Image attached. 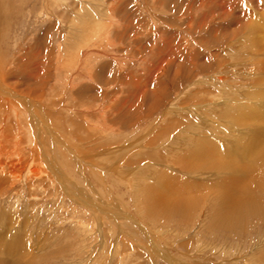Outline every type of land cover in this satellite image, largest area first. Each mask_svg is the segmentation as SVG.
I'll return each instance as SVG.
<instances>
[{"label": "rangeland", "instance_id": "obj_1", "mask_svg": "<svg viewBox=\"0 0 264 264\" xmlns=\"http://www.w3.org/2000/svg\"><path fill=\"white\" fill-rule=\"evenodd\" d=\"M263 15L264 0H0V240L24 232L33 264H264V188L257 214L218 226L223 178L185 159L248 129L232 104L263 76L247 25ZM177 177L191 216L151 205Z\"/></svg>", "mask_w": 264, "mask_h": 264}, {"label": "bare ground", "instance_id": "obj_2", "mask_svg": "<svg viewBox=\"0 0 264 264\" xmlns=\"http://www.w3.org/2000/svg\"><path fill=\"white\" fill-rule=\"evenodd\" d=\"M254 7V6H253ZM107 9V7H106ZM110 9V7H108V10ZM107 10V11H108ZM103 11V10H102ZM105 10L104 12V17H108V14H105L107 12ZM110 12V11H109ZM253 15L256 16V14L254 13ZM262 15V14H261ZM258 17V16H256ZM252 21L249 24H247L249 26V28H251L252 31H249V34H252V37H249L248 39H250V44L253 47L254 51L251 50V53H256L257 50H262V52L264 51V15L263 18H261L260 20H258V18H255L252 16ZM250 21V20H249ZM248 23V22H247ZM259 26H256V25ZM95 25V24H94ZM97 25V24H96ZM77 26V25H76ZM95 28V27H94ZM247 29V28H246ZM96 30V29H95ZM98 30V29H97ZM107 30V29H106ZM227 30V29H226ZM245 30V29H244ZM248 30V29H247ZM82 31V30H81ZM80 31H78L79 33ZM100 32V31H99ZM77 33V32H76ZM98 33V31H97ZM93 34V33H92ZM98 35H100L98 33ZM248 35V33H247ZM76 41H72L73 44L71 43H67L65 48L67 47V45L69 44V49L71 50V53H75L77 50V48H79V46H81V42H78L79 39V34H74ZM83 36V35H81ZM91 37V36H90ZM81 38V37H80ZM247 38V37H246ZM90 39V38H89ZM83 40V39H82ZM247 41V40H246ZM80 43V45H79ZM85 43V42H84ZM248 43V42H247ZM83 45V44H82ZM251 47V49H252ZM83 50H85L84 48H82ZM244 49V48H243ZM65 55H66V50H65ZM81 53V52H80ZM87 53V52H86ZM89 53V52H88ZM87 53V54H88ZM85 54V52H84ZM83 54V56H84ZM98 55V54H97ZM256 55V54H255ZM68 56V55H67ZM75 56V55H74ZM92 56V55H91ZM242 56V55H241ZM73 57V54H72ZM81 57V56H80ZM93 57V56H92ZM63 58V57H62ZM70 58V57H69ZM259 58V57H258ZM68 59V58H67ZM65 61H68V60ZM74 59V58H73ZM252 59V58H250ZM232 61V60H231ZM257 63V62H256ZM243 64V63H242ZM257 65V64H256ZM258 71L259 72H263L264 68V58L263 60L258 59ZM254 66V65H253ZM81 73V72H80ZM253 73V72H251ZM229 74V73H228ZM233 74V73H232ZM263 76L260 77V75H258L260 78V80L256 81L255 79V87L249 91H247L248 95H245V98L248 100V102L245 103H241L239 101H241L239 99V96L237 98V101H235L234 105L232 104V108L233 110L237 111L232 113L230 112V114H233L236 117V119H241L242 121L240 123H238L237 126H239L240 128L244 129V128H248L246 129L244 135H240L238 137V139H235L236 142H234V140L231 137L230 139L226 138L229 140V142L234 143V147L233 145L231 147H233V149H226L227 152L225 151V149H223L225 146L223 145V150L224 152H222L220 150V147L218 146L219 143L217 144V146H208L205 143H203L204 145H200L201 143L198 140V149L196 151H194L192 154L187 155L188 157L185 159H188L187 161V165H190L189 167H193V172L196 174L198 171H203V170H208V172H212L215 173L216 175H220V179L221 177L223 178L222 181H219L220 184L217 185V193L215 194V197L209 200H211V203L213 202V211L212 213L215 212V219H216V223L218 224V226H224V228L227 226L228 228H231L232 226L229 227V225H231L234 221H241L242 219H247L250 216H252L253 214H257V207H259V205H255V203L257 204L258 201H256L257 197H259L258 195H260L261 193L263 194V188L264 185L261 184L260 178H264V176L261 175V173H259L260 171H262V173H264V73H262ZM257 76V75H256ZM232 79V78H231ZM253 79V78H252ZM253 79V80H254ZM203 80V79H202ZM230 80V79H229ZM244 81V79H242ZM3 82V81H2ZM1 82L0 79V88H4L3 83ZM248 82V81H246ZM245 82V83H246ZM213 83V82H212ZM241 83V82H240ZM249 84V83H247ZM246 85V84H245ZM203 86V85H202ZM249 86V85H248ZM251 86V84H250ZM197 87V86H196ZM199 87V86H198ZM201 87V86H200ZM243 87V86H242ZM251 88V87H250ZM7 89V88H6ZM1 90V89H0ZM237 90V89H236ZM230 90L231 93H233L234 95H238L239 91L237 90ZM244 90V89H243ZM253 90V93L250 92ZM6 94L8 95L7 97V102L9 101V103L11 102L12 98L15 96L13 95L9 89L5 90ZM245 91V90H244ZM202 92V91H201ZM205 93V91H204ZM212 93V92H211ZM252 93V94H251ZM197 95V94H196ZM195 95V96H196ZM200 95V91L199 94ZM201 95H203L201 93ZM220 95V94H219ZM223 96V95H222ZM6 97V96H5ZM192 97V96H191ZM190 97V98H191ZM203 97V96H202ZM205 97V96H204ZM203 97V98H204ZM244 97V96H243ZM195 99L196 97H192L191 99ZM218 98V97H217ZM244 98V99H245ZM236 99V98H235ZM243 99V98H242ZM6 100V99H5ZM196 101V99H195ZM24 102V101H23ZM6 103V102H5ZM16 103V101H15ZM7 104V103H6ZM5 104V105H6ZM20 104V103H18ZM16 104V105H18ZM26 104V103H25ZM10 105V104H9ZM23 105V104H22ZM27 105V104H26ZM205 105V104H204ZM8 106V105H7ZM198 106V105H197ZM225 108L229 109V105L225 104L224 105ZM100 107V106H99ZM183 107V106H182ZM209 106H205L204 109H207ZM23 108V107H22ZM191 108V107H190ZM203 108V107H202ZM215 108L216 111V107ZM14 109V108H13ZM182 109V108H181ZM198 109V107L196 108V110ZM188 110V109H187ZM208 110V109H207ZM190 111V109L188 110ZM192 111V110H191ZM209 111V110H208ZM183 112V111H182ZM224 113V112H223ZM225 114V113H224ZM231 114V115H232ZM228 116V114H226ZM219 117H221L220 115H218ZM227 118V117H226ZM220 119V118H218ZM235 119V118H234ZM37 121V120H36ZM209 121V120H208ZM224 121V120H223ZM229 121V120H228ZM236 121V120H235ZM209 123V122H207ZM221 123V121H220ZM219 122H216V125H221ZM224 123V122H222ZM168 124V123H167ZM232 124V123H231ZM235 124V123H234ZM37 125H39L37 123ZM49 125V124H48ZM174 125V124H173ZM172 125V126H173ZM50 126V125H49ZM211 126V125H210ZM215 126V125H213ZM225 126V125H224ZM229 126V125H227ZM45 128V126H43ZM51 127V126H50ZM216 127V126H215ZM234 127V126H233ZM105 128V127H104ZM213 128V127H212ZM215 129V128H213ZM48 131V130H47ZM190 131V130H189ZM221 131V130H220ZM51 132V131H50ZM56 132V130H55ZM211 132V131H210ZM219 132V131H218ZM217 132V133H218ZM224 132V131H223ZM241 132V131H240ZM244 132V130H243ZM59 133V132H58ZM216 133V134H217ZM105 134V132H104ZM208 134V133H206ZM227 134V132H226ZM239 134V133H238ZM2 136H4V133H1ZM109 135V133H108ZM214 135H215V131H214ZM225 135V134H224ZM223 135V136H224ZM237 135V134H236ZM49 136V135H48ZM184 135H182L183 137ZM219 136V134L217 135ZM228 137V135H226ZM187 137V136H186ZM214 137V136H213ZM225 137V136H224ZM60 139V137H58ZM206 138V137H205ZM218 138V137H217ZM216 138V139H217ZM220 138V137H219ZM235 138V137H234ZM50 139V136H49ZM181 139V137H180ZM202 139V137H201ZM210 139V137H209ZM225 139V140H226ZM61 140V139H60ZM220 141V139H218ZM6 141V140H5ZM9 141V140H8ZM182 141V140H181ZM189 141V140H187ZM184 141V142H187ZM211 141V139L209 140ZM207 141L208 143H211ZM4 142V140H3ZM3 142L0 146V154L3 153L4 151H6V149L2 148ZM11 142V141H9ZM193 142V141H192ZM190 143V142H189ZM215 143V142H214ZM227 143V141H226ZM225 143V144H226ZM186 144V143H185ZM228 144V143H227ZM70 145V143H69ZM189 145V144H188ZM201 147H200V146ZM211 145V144H210ZM60 146V145H59ZM180 146V145H179ZM187 146V144H186ZM194 146V145H193ZM227 146V145H226ZM229 146V145H228ZM227 146V147H228ZM189 147H191V145H189ZM181 148V146H180ZM188 148V146L186 147ZM192 149H195L194 147H191ZM62 149V148H61ZM19 150V149H18ZM68 150V149H67ZM180 150V149H179ZM107 151V150H106ZM182 151V150H181ZM180 151V152H181ZM189 151V149H188ZM104 152V151H102ZM106 155H104V157H108L111 156V150L110 152H105ZM186 153V152H185ZM87 154V153H86ZM101 155V154H100ZM117 156V155H115ZM96 157V156H95ZM85 158V157H84ZM243 158V159H242ZM250 158L254 159L253 163H248L246 162L247 159L250 160ZM82 159V158H81ZM96 159V158H95ZM94 159V160H95ZM102 159V158H101ZM251 159V160H252ZM77 160V158H76ZM91 161V159H89ZM106 160V159H105ZM104 160V161H105ZM184 160V159H183ZM243 160V162L241 161ZM87 161V160H86ZM89 161V162H90ZM97 161V159H96ZM110 161V159H109ZM88 162V161H87ZM108 162V161H107ZM55 163V162H54ZM92 163V162H91ZM193 165V166H192ZM55 166V165H54ZM19 167V166H18ZM46 168V167H45ZM20 169V168H18ZM44 169V168H43ZM10 170V169H9ZM23 170V169H22ZM55 170V169H54ZM53 170V171H54ZM12 171V170H11ZM17 171V170H16ZM36 171V170H35ZM34 171V172H35ZM52 171V172H53ZM111 171V170H110ZM114 171V169H113ZM33 172V171H32ZM39 172V171H38ZM43 172V171H42ZM159 172V171H158ZM207 172V171H206ZM30 173V172H29ZM28 173V174H29ZM45 173V172H44ZM43 173V174H44ZM166 173V172H165ZM171 173V172H170ZM173 173V172H172ZM205 172H203L202 174H204ZM26 174V173H25ZM33 174V173H32ZM38 174V173H37ZM52 174V173H51ZM114 174V173H112ZM116 174V173H115ZM189 174V173H188ZM208 174V173H207ZM12 175V174H11ZM41 175V174H40ZM53 175V174H52ZM126 175V174H125ZM154 175V174H153ZM175 175V174H174ZM173 175V177H174ZM178 175V174H177ZM30 176V175H28ZM34 176V175H33ZM55 176V174H54ZM192 176V175H191ZM195 176V175H194ZM206 176V175H205ZM211 176V175H210ZM6 177V176H5ZM159 177V176H158ZM162 177V176H161ZM65 178V177H64ZM153 178V177H152ZM175 178V177H174ZM194 178H200V177H194ZM213 178V176H212ZM218 178V177H217ZM14 179V178H13ZM55 179L57 180V182H62L64 183V179L62 177V175L59 173V176H55ZM178 179V177H177ZM174 182L171 179H166V180H162L161 181V185H160V180L158 181L159 185L158 186H153L152 188L150 187L149 192L150 195V202L152 207L157 208L158 210L156 212L158 213H163V214H167V213H175V214H181L182 218L186 217V216H191L192 215V205H190V203L192 204V200L193 199H187V197H184L183 194H185V192H183V187L180 186V191L181 193H179V191L177 192V188L178 187V183H176L177 181H179V179ZM193 179V178H192ZM208 179V177H207ZM206 179V180H207ZM218 178V180H220ZM209 180V179H208ZM199 181H201V179H199ZM198 182V181H197ZM203 181H201L202 183ZM259 182V183H258ZM194 184L191 183V189L193 192L195 191L197 195H199L200 197H202L199 193V184L193 182ZM200 183V182H198ZM183 183H181L182 185ZM208 184V183H207ZM206 184V185H207ZM213 185V182L211 183ZM6 185V184H5ZM155 185V184H154ZM204 185V184H203ZM209 185V184H208ZM216 185V184H215ZM5 187V186H4ZM63 187V186H62ZM206 187V186H204ZM67 189V188H66ZM263 189V190H262ZM198 190V192H197ZM79 192V191H78ZM191 192V194L193 193ZM145 193V192H144ZM196 196V195H195ZM263 197V196H262ZM259 199V198H258ZM257 199V200H258ZM147 200V199H146ZM78 203V201H76ZM83 204V203H82ZM218 204L217 209L215 208L216 205ZM86 206H90L89 204L85 203ZM209 205V204H208ZM85 206V207H86ZM261 209V207H259ZM259 209V210H260ZM191 213V214H190ZM262 213V212H261ZM263 214V213H262ZM3 217V216H2ZM0 216V235H2L3 238V234L4 231L6 232L7 230H5L4 227V222H5V217ZM213 218V217H212ZM242 218V219H241ZM7 221V220H6ZM215 223V226H216ZM241 223V222H240ZM214 224V223H213ZM233 225V224H232ZM241 225V224H240ZM217 227V226H216ZM226 227V228H227ZM8 234V233H7ZM5 233V237L4 239L0 240V257H4L6 255V263L7 264H11L8 262V256H16V258L19 260L18 263L19 264H33V262L36 259V256L33 255L31 252V246L29 243H27V239L24 240L25 236H24V232L17 231L15 233H11L12 236L7 235ZM9 236V237H7ZM24 240V241H23ZM154 241V240H153ZM32 244V243H31ZM35 248V247H33ZM36 252V251H35ZM264 255V254H263ZM264 260V259H263ZM1 264V263H0Z\"/></svg>", "mask_w": 264, "mask_h": 264}]
</instances>
